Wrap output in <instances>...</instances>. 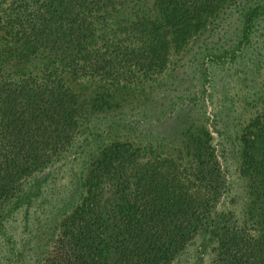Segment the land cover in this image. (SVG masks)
I'll return each instance as SVG.
<instances>
[{
  "label": "trees",
  "instance_id": "1",
  "mask_svg": "<svg viewBox=\"0 0 264 264\" xmlns=\"http://www.w3.org/2000/svg\"><path fill=\"white\" fill-rule=\"evenodd\" d=\"M79 1L52 2L27 20L28 6L20 11L23 19L10 20L13 8L2 23L0 222L28 200L27 181L86 134L85 143L93 137L100 146L89 152L67 196L77 194L76 203L45 229L36 264H172L199 233L216 244L211 264H264V130L242 149L241 171L248 168L249 175L244 215L231 225L232 215L215 210L225 181L204 114L185 104L173 124L162 115L142 131V121H108L91 131L93 123L138 107V100H125L135 91L132 78L143 86L165 60L147 23L115 17L113 29L95 30L85 14L101 11L106 4L97 2L106 0ZM118 5L113 14L127 9ZM245 9L236 44L212 59L236 62L255 45L248 68L259 70L264 37L253 40L252 26L264 16V3ZM70 82L82 83L78 92L69 90Z\"/></svg>",
  "mask_w": 264,
  "mask_h": 264
},
{
  "label": "rangeland",
  "instance_id": "2",
  "mask_svg": "<svg viewBox=\"0 0 264 264\" xmlns=\"http://www.w3.org/2000/svg\"><path fill=\"white\" fill-rule=\"evenodd\" d=\"M93 1L79 2L88 5ZM52 2L59 4L61 0H0V33L3 32L2 23L8 20L13 8L10 20L13 16L23 19L20 11L28 6L27 20L34 10L43 11L47 6L48 9ZM97 3L106 6L101 11L93 9L92 13L85 14L87 20H92L95 30L113 29L115 17L123 19L122 23L145 22L153 42L159 45L156 46L157 52L164 55L165 63L159 72L144 77L143 86H136L138 81L132 78L130 88L135 91L125 100H138V107H125L116 114L118 116L93 123L95 130L91 131L100 132L108 121H142V131L162 115L173 124L175 114L189 104L191 111L206 116L203 123L212 133V144L224 176L223 194L218 198L215 210L232 215L229 223L232 225L234 221L237 225L244 215L245 186L249 177L248 168L241 171L245 165V151L242 149L249 150L250 136L264 130V62L259 70L248 68L249 53H254L255 45L243 50L245 56L236 62L226 63L225 59L216 62L212 57L217 58L218 53L233 48L240 35V20L245 7L260 5L264 0H106ZM120 3L127 9L113 14ZM130 8L131 14H128ZM103 13L105 18L101 23L104 26L98 28L100 21L97 19ZM252 33L253 40L264 37V16L254 21ZM262 53L259 50V58ZM81 84L70 82L69 90L76 93ZM139 88L143 91L140 92ZM85 136L75 137L72 146L56 164L27 181L28 200L0 222V264H36L37 258H41L43 249L40 245L46 239L45 229L53 228L56 220L76 203L77 194L68 199L67 196L76 178L83 173L89 152L100 146L99 141L91 142L96 140L93 137L85 143ZM205 239L204 233L197 234L172 264H211L216 244L207 243Z\"/></svg>",
  "mask_w": 264,
  "mask_h": 264
}]
</instances>
